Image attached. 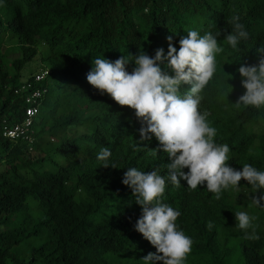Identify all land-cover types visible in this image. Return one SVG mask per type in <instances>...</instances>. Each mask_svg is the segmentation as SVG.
Segmentation results:
<instances>
[{
	"label": "trees",
	"instance_id": "obj_1",
	"mask_svg": "<svg viewBox=\"0 0 264 264\" xmlns=\"http://www.w3.org/2000/svg\"><path fill=\"white\" fill-rule=\"evenodd\" d=\"M234 15L249 32L237 49L224 41ZM189 30L222 33L224 52L200 106L217 130L216 142L230 147L231 167L242 171L248 163L264 171V132L254 131L264 125V107L233 105L246 92L241 63L258 64L264 46V0H0V133L23 123L27 107L39 106L33 143L0 137V264H112L109 255L143 264L157 250L135 229L142 208L122 183L130 167L166 178L164 202L180 211L177 224L194 241L186 264H264V207L253 203L264 190L241 181L239 190L216 200L206 184L193 191L181 180L176 188L167 180L170 159L153 152L160 149L155 136L139 142L134 110L86 79L95 57L126 56L131 72L140 52L154 58L162 48L167 56V37L179 50ZM41 46L49 74L37 88L46 94L29 104L27 87L38 72L24 70ZM166 64L162 70L174 75ZM190 88L182 85L181 94ZM104 147L112 153L108 168L97 158ZM237 211L256 217L258 240L245 239L236 227Z\"/></svg>",
	"mask_w": 264,
	"mask_h": 264
},
{
	"label": "clouds",
	"instance_id": "obj_2",
	"mask_svg": "<svg viewBox=\"0 0 264 264\" xmlns=\"http://www.w3.org/2000/svg\"><path fill=\"white\" fill-rule=\"evenodd\" d=\"M239 20V16L234 15L227 21L232 31L224 41L232 49L249 39V32ZM221 34L218 31L215 35H201L196 30H189L180 39L179 50L169 36L167 56L162 48L156 51L154 58L140 52L134 58L135 68L131 72L127 65L133 60L129 61L126 56L114 62L104 56L95 57L93 68L86 76L87 82L101 95L107 94L120 107L134 110L142 125L139 129L141 144L151 142L155 136L160 149L153 152L158 154L162 150L170 159L166 165L167 180L173 186L179 188L183 180L190 190L195 191L206 184L216 200L222 198L224 191L239 190L241 181H246L256 193L264 190V171L248 163L242 166V171L231 167L230 147L216 142L217 130L207 119L209 113L200 110L201 94L217 73V55L224 52L218 42ZM257 54L258 64L241 63L238 69L246 92L233 104L236 108L264 107V46L257 49ZM165 61L174 75L167 74L160 67ZM182 85H191L183 95L180 91ZM111 156L110 149L104 147L97 158L105 162L103 167L108 168L107 161ZM122 183L132 189L136 203L142 208L136 231L157 250L147 254L142 259L143 264H186L194 241L177 224L180 211L164 202L166 178L158 170L146 173L130 167ZM262 201L264 195L253 197L257 206L264 207ZM234 214L236 227L245 233L244 238L258 240L253 223L256 217L247 211ZM208 228H213L211 222Z\"/></svg>",
	"mask_w": 264,
	"mask_h": 264
},
{
	"label": "built area",
	"instance_id": "obj_3",
	"mask_svg": "<svg viewBox=\"0 0 264 264\" xmlns=\"http://www.w3.org/2000/svg\"><path fill=\"white\" fill-rule=\"evenodd\" d=\"M49 74L48 70H39L38 73L35 75L33 82L28 84L27 89H30L31 95L27 102L29 104L36 103L38 99H41L46 94V89H38L37 86L41 84ZM39 113V106H31L27 107L26 109V116L23 123L17 124L15 126H8L5 125L3 128L2 133H0V137L11 141H28L33 143V131L31 129L33 119Z\"/></svg>",
	"mask_w": 264,
	"mask_h": 264
},
{
	"label": "rangeland",
	"instance_id": "obj_4",
	"mask_svg": "<svg viewBox=\"0 0 264 264\" xmlns=\"http://www.w3.org/2000/svg\"><path fill=\"white\" fill-rule=\"evenodd\" d=\"M39 51H40V55L37 57V59L33 62V63H31V64H29L27 67H26V69L24 70V73H25V75H29L30 73H33V72H38L39 70H41L42 69V62L40 61V57H42V56H44L45 55V53H46V49H45V47L44 46H41L40 48H39ZM254 131L256 132V133H258V134H261V133H263L264 132V125H262V124H259V125H257L255 128H254ZM78 133L79 134H83L84 133V131L82 130V129H79L78 130ZM110 257H108V259H110V258H113L114 260V262L112 263V264H126V263H122V262H120L119 260L120 259H116V257H113L112 255H109Z\"/></svg>",
	"mask_w": 264,
	"mask_h": 264
}]
</instances>
